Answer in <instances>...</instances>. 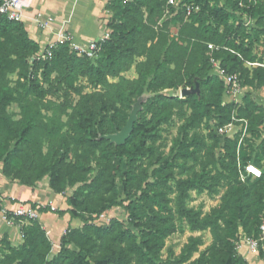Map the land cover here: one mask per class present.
Returning a JSON list of instances; mask_svg holds the SVG:
<instances>
[{
    "label": "trees",
    "instance_id": "16d2710c",
    "mask_svg": "<svg viewBox=\"0 0 264 264\" xmlns=\"http://www.w3.org/2000/svg\"><path fill=\"white\" fill-rule=\"evenodd\" d=\"M212 1L218 0H178L176 6H168L167 0L108 1L105 9L112 14L107 27L110 35L95 60L77 56L67 42L58 43L50 56L44 50L42 58L39 45L30 38L22 22L0 17V173L25 186H34L48 177V186L54 193H59L63 184L74 186L66 199L69 208L52 213L67 214L82 224L81 228L67 229L59 240L58 251L50 256L52 245L45 230L38 220L30 221L20 228L23 243L19 247L12 248L6 241L0 243V264H131L135 257L150 264H171L156 263L164 240L175 231L163 214L170 211L163 190L169 181L174 182L177 190L176 213L190 231L208 230L214 241L209 258L204 260L200 256L192 264H245L234 256L232 240L236 234L257 237L264 212V135L257 131L263 119L248 95L244 107L237 111L238 119L249 120L253 140L247 141L245 147L239 143V137L221 140L211 135L216 150L211 155V170L192 178L175 179L167 173L161 177L155 169L146 177L139 195L131 194L139 158L144 156L136 144L155 126L167 123L174 111L187 107L198 112L201 121L213 109L222 114L220 124L229 121L233 107L220 106L226 87L217 78L206 75L207 44L219 48L213 54L221 59V67L227 73H244L250 85L254 79L263 83L264 67L254 68L253 78L249 79L245 64L264 66V45L260 55L254 51L264 41V0L246 2L248 17L254 21V28L249 30L240 22H231L239 0H223L221 7L212 6ZM189 5L198 9L187 14ZM169 9L171 18L163 23L160 32L155 31ZM171 22L180 24L179 34L190 44L185 65L174 47L167 45L165 32ZM135 57L145 58L135 64L137 78L125 79L122 74L130 70ZM181 69H188V84L197 85L198 89L184 98L162 94L163 90L179 88L182 80L176 81V77ZM13 74L39 105L33 112L22 107L20 120H14L6 111L8 105L18 103L7 89V78ZM109 78L117 82L109 83ZM80 79L85 80V85L78 83ZM86 88L91 91L85 92ZM208 90H215L216 97L209 95ZM56 95L61 98L57 106L59 117L65 116L66 122L54 120V115L42 116V110L51 111L46 99ZM139 97L140 112L132 132L123 145L112 149L113 168L108 171L105 158L101 161L104 171L88 182V152L98 151L104 156L107 142L97 137L120 130L119 119L126 117ZM66 125L70 130L64 134ZM183 144L181 141L178 145ZM123 163L125 171L117 175ZM248 163L263 172L260 170V178L248 176L242 182L239 167L242 164L243 169ZM119 186L123 198L108 199ZM190 192L220 194V203L210 214L200 217L187 207ZM112 208H121L128 214L131 228L114 219L104 226L92 225ZM49 212V208L40 210L41 214ZM196 245L191 240L176 263L189 261Z\"/></svg>",
    "mask_w": 264,
    "mask_h": 264
},
{
    "label": "rangeland",
    "instance_id": "374dc122",
    "mask_svg": "<svg viewBox=\"0 0 264 264\" xmlns=\"http://www.w3.org/2000/svg\"><path fill=\"white\" fill-rule=\"evenodd\" d=\"M110 1V0H108ZM246 2L249 4L252 0H239L238 7L233 11L234 19L231 22L237 24L242 23L246 26V28L252 29L254 28V21L248 17ZM224 1L218 0L216 2H211L212 6L221 7L223 6ZM170 12V13H169ZM169 12L166 11L164 18H162L157 25L154 27V30L160 32V29L163 27V23L168 19H170V15L172 10ZM186 19V18H185ZM101 22L105 25L106 30L108 27V23L112 20V14L107 12L101 17ZM167 20V21H168ZM167 31L165 32L166 38L168 40L167 45L170 43L174 47L175 53L180 57V61H183L184 65L186 64L187 55L190 51V44H188V39H183V37L179 34L180 24L176 22H171L167 25ZM149 45V44H148ZM213 45V44H212ZM264 45V41H261L259 46H256L254 51L260 55L262 52V46ZM207 61L208 64L206 66V75L217 78L225 87V83L222 78L216 72L214 67V63H217L218 66L221 67V59H216L213 52L218 51V47L213 45V49L208 48L207 44ZM255 47V46H254ZM143 57H135L134 64L130 68V70L126 73L122 74V77L128 80H133L137 78V74L135 72V64L144 61ZM245 67L248 69V78H253V69L256 67H264L258 63H247ZM236 76L238 82L240 83L241 93L237 99H233L226 94H221L220 106L230 105L233 107L230 112L229 121L225 124H220L222 120V114L216 110L212 109V114L207 118L202 119L201 121L198 119V112H192L187 107H182L173 112L172 116L168 120L167 123L159 126H155L150 134L145 137H141L139 142L135 147L139 149V151H144V156H140L139 158V168L137 177L134 180L131 194L138 196L139 189L144 186V182L146 177H150L153 170L158 169V174L163 177L166 173L173 175L175 179H187L195 176H199L203 171H208L213 168L212 166V157L211 155L216 152L214 147V141L211 135H215L221 140L224 137L234 138L239 137V143H242L245 147L247 145V141L253 140L252 136L249 133V120L247 119H238L237 111L239 108H243L245 104V96H249L258 106L261 111V117L263 121L258 124L257 131L259 134L264 135V78L263 83H258L257 80L254 79L252 85L248 84L245 79L244 73H231ZM7 83L8 92H10L18 103H11L6 107V111L12 116L14 120H20L22 118L21 108H26L29 112H33L39 106L34 97L30 95L26 88L19 84L17 81V76L15 74L9 75ZM182 82L179 85V88L176 90H163L161 93L169 94L172 96H178L180 90H194L198 89L197 85L190 86L189 83V71L188 69H181L179 71V75L176 77V81ZM109 83H116L117 79L109 78ZM80 85H85V80L80 79L78 82ZM91 89L86 88L85 92H90ZM209 95L213 98L216 97V91H209ZM142 97L135 100L130 110L127 112L125 118H121L120 124L121 129L115 130V132L108 136H98L97 140L104 139L107 144L105 145V149L103 150L104 156L99 154V152H88L85 158V168H90L87 175L88 182L92 181L96 175L102 173L104 171V165L101 164L105 158L108 159V171L111 170L114 166V161L112 159V149L114 146H117L112 140L111 136L119 133L127 124L128 120H132L133 123L138 120V113L140 112V100ZM48 101V105L51 108L49 113H46L42 110V116L46 115L51 117L54 115V120H58L66 122L67 118L65 116L59 117L57 106L61 102V98L56 96H51L46 99ZM257 115V111L255 112ZM258 122V121H257ZM222 129L223 133H220L219 130ZM70 127L66 125L62 131V133H68ZM184 141L182 147H179V143ZM246 151L247 148H246ZM167 160L168 164H163V161ZM162 165V166H161ZM242 164L239 167V180L242 182L247 181V176L244 175ZM262 172L263 170L260 169ZM125 171V164L123 163L120 167L117 175H120ZM49 179L48 177L43 178L39 184H41V188L46 193H51L57 195L59 198V202L57 200L45 199L41 200L42 204H50L57 208V210H66L68 209V205L66 203V199L72 195L75 190L74 186L63 184L61 187V191L59 193H54L48 186ZM163 190L166 192V197L169 200L168 208L170 209L169 213L164 212V217H168L169 223L174 226V232L167 236L164 240L163 248L157 255L156 263L170 261L171 264H177V260L181 259L184 254V250L190 245V241H196V252L190 258L189 261L182 264H192L196 259L200 256H204V260L209 258V248L213 245L214 241L211 233L206 230L202 232H192L190 231L187 223L179 217L176 213V197L177 190L173 181L167 182V186L163 187ZM108 199H116L120 200L123 198L122 189L119 186L118 191L113 194H109L107 196ZM57 199V198H56ZM220 203V194H209V193H196L190 192V198L187 200V207L192 209L195 213L203 217L211 213V210L215 208ZM91 208V207H90ZM159 209V208H158ZM52 213V212H50ZM85 216H88L89 213L84 212ZM264 214V212H263ZM262 214V216H263ZM94 216V215H92ZM261 216V217H262ZM117 220L123 223L124 226L131 228L132 223L129 220L128 214L124 212L121 208H112L106 212H104L98 219H95L92 223L95 227H100L109 224L111 220ZM81 223V222H80ZM82 224H80L81 228ZM78 229V228H77ZM240 236L241 234H236L232 240L233 244V252L234 256L240 258L242 261V255L240 252ZM259 256L261 260L264 259V250L260 251ZM131 264H150L144 258L135 257Z\"/></svg>",
    "mask_w": 264,
    "mask_h": 264
},
{
    "label": "crops",
    "instance_id": "0c3cea01",
    "mask_svg": "<svg viewBox=\"0 0 264 264\" xmlns=\"http://www.w3.org/2000/svg\"><path fill=\"white\" fill-rule=\"evenodd\" d=\"M108 0H33L31 7L24 11L23 24L42 53L47 45L58 40L62 35L69 36L73 43L86 46L100 39L107 31L101 17L107 13ZM41 184L25 186L19 181L5 178L0 173V198L15 199L28 203H41V200H57V195L46 193ZM57 198V199H56ZM38 223L45 230L52 248L51 255L58 251L59 240L67 229L80 227V221L69 215L58 216L54 213H43ZM6 241L12 248L23 243L19 226H8L0 218V243ZM245 264H263L259 256L251 254L241 246L240 250Z\"/></svg>",
    "mask_w": 264,
    "mask_h": 264
},
{
    "label": "built area",
    "instance_id": "2783aa9c",
    "mask_svg": "<svg viewBox=\"0 0 264 264\" xmlns=\"http://www.w3.org/2000/svg\"><path fill=\"white\" fill-rule=\"evenodd\" d=\"M32 1L33 0H0V17H5L9 21L23 22L24 11L31 7ZM177 3L178 0H167L168 6H176ZM195 9L197 10L198 7H193L192 5L186 6L187 14ZM109 35V31H106L100 39L91 41L86 46L76 45L69 36L62 35L58 40L47 45L45 50L47 56H50L51 49H53L58 43L67 42L70 49L76 53L77 56H83L95 60L98 58L102 44L109 39ZM208 48L213 49V45L208 44ZM40 56L43 58L44 53H40ZM213 65L217 74L222 78L226 85L225 94L233 99H237L241 93V88L236 76L227 73L222 67L218 66L217 63H214ZM178 96L180 97V91ZM219 132L223 133V130L220 129ZM243 173L245 176H250L252 178H260L262 175V172L250 163L243 167ZM45 208H49L50 212L57 211V208L53 207L52 203H28L17 201L15 199L6 200L0 198V218L8 226L17 225L21 228L30 221L39 220L41 215L40 210ZM240 245L246 247L253 255H259L260 251L264 250V214L258 225L257 237H248L241 234ZM262 262L264 264V259Z\"/></svg>",
    "mask_w": 264,
    "mask_h": 264
},
{
    "label": "water",
    "instance_id": "95a60500",
    "mask_svg": "<svg viewBox=\"0 0 264 264\" xmlns=\"http://www.w3.org/2000/svg\"><path fill=\"white\" fill-rule=\"evenodd\" d=\"M192 92V91H191ZM190 93L189 90H180V97L184 98ZM133 121L128 120L125 127L117 134L111 136L112 140L117 146L123 145L125 141L128 139L130 133L132 132Z\"/></svg>",
    "mask_w": 264,
    "mask_h": 264
}]
</instances>
